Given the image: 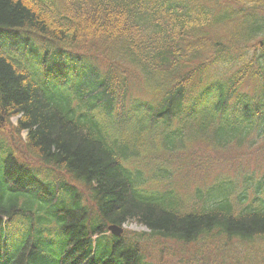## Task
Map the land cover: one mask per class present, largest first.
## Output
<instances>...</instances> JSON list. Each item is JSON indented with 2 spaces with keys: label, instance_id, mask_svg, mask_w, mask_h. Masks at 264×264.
I'll return each instance as SVG.
<instances>
[{
  "label": "trees",
  "instance_id": "1",
  "mask_svg": "<svg viewBox=\"0 0 264 264\" xmlns=\"http://www.w3.org/2000/svg\"><path fill=\"white\" fill-rule=\"evenodd\" d=\"M0 264H264V0H0Z\"/></svg>",
  "mask_w": 264,
  "mask_h": 264
},
{
  "label": "water",
  "instance_id": "2",
  "mask_svg": "<svg viewBox=\"0 0 264 264\" xmlns=\"http://www.w3.org/2000/svg\"><path fill=\"white\" fill-rule=\"evenodd\" d=\"M109 229L116 235H121V233L124 231L123 228L118 225H111Z\"/></svg>",
  "mask_w": 264,
  "mask_h": 264
},
{
  "label": "rangeland",
  "instance_id": "3",
  "mask_svg": "<svg viewBox=\"0 0 264 264\" xmlns=\"http://www.w3.org/2000/svg\"><path fill=\"white\" fill-rule=\"evenodd\" d=\"M14 122L16 121V119L13 120ZM130 230H135V231H145L148 232V230L142 226H140L139 224H133L129 227Z\"/></svg>",
  "mask_w": 264,
  "mask_h": 264
}]
</instances>
